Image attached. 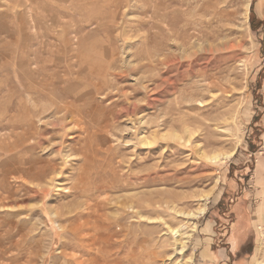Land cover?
Returning a JSON list of instances; mask_svg holds the SVG:
<instances>
[{"label":"rangeland","instance_id":"rangeland-1","mask_svg":"<svg viewBox=\"0 0 264 264\" xmlns=\"http://www.w3.org/2000/svg\"><path fill=\"white\" fill-rule=\"evenodd\" d=\"M210 1L0 0V264H264V0Z\"/></svg>","mask_w":264,"mask_h":264},{"label":"bare ground","instance_id":"bare-ground-1","mask_svg":"<svg viewBox=\"0 0 264 264\" xmlns=\"http://www.w3.org/2000/svg\"><path fill=\"white\" fill-rule=\"evenodd\" d=\"M214 3H216V1L215 0H211L210 2H208L207 3V8H209V9H215L217 6H214L213 4ZM215 14H225V11L223 10V9H220V10H218ZM213 45V44H212ZM221 47V46H220ZM220 50V49H219ZM218 51V45L217 44H214V46H210L209 47V49H208V52H210V53H213V52H217ZM206 52V51H205ZM201 54H203V53H201ZM212 57V56H211ZM202 58V57H201ZM207 58V57H206ZM218 58V57H217ZM205 59V58H204ZM168 61L170 60V59H167ZM185 60V59H184ZM167 61V62H168ZM173 62L175 63V61L173 60ZM213 62V60H211V61H209V62H202V60H200V59H197L196 61H193V62H189L188 64H186V66L185 67H182V66H177L178 67V69L179 70H181V78H179V81H181V83L182 82H185V81H187L190 77H194V76H199V77H204V75L206 74V71L210 68V65H211V63ZM217 62V61H216ZM1 63V62H0ZM169 63L171 64V62L169 61ZM168 65V64H167ZM174 66V65H173ZM173 66H170V67H168V68H170V70L172 71V68H174ZM176 67V66H175ZM175 69V68H174ZM195 69H197V70H195ZM170 72V71H169ZM206 76H207V74H206ZM198 78V77H197ZM205 78V77H204ZM206 78H208V77H206ZM210 78V77H209ZM214 78V77H213ZM191 80V79H190ZM198 80V79H197ZM206 80V79H205ZM199 82H201L200 81V79L198 80ZM204 81V80H203ZM211 81V80H210ZM218 81V80H217ZM216 81V82H217ZM198 83V82H197ZM196 83V84H197ZM195 84V85H196ZM211 86H212V88H215V87H213V86H215V85H213V84H211ZM211 86H209V88L211 89ZM56 88V87H55ZM226 89V88H225ZM191 90V89H190ZM212 90V89H211ZM216 90V89H215ZM218 91H219V89H218ZM58 92V91H57ZM169 92V91H168ZM190 93V92H189ZM223 94H224V92H222ZM35 94V93H34ZM193 94V93H192ZM191 94V95H192ZM194 94H195V92H194ZM162 95V94H161ZM187 95H189L188 94V92H187ZM192 97V96H191ZM193 98V97H192ZM160 99V98H159ZM188 99V98H187ZM186 99V100H187ZM72 100V99H71ZM185 100V99H184ZM217 100V99H216ZM57 101V100H56ZM154 101V100H153ZM156 101H157V99H156ZM189 100H187L185 103L187 104V103H189L188 102ZM191 101V100H190ZM55 102V101H54ZM55 103H57V102H55ZM54 103H52V105H53ZM148 104V103H147ZM152 105V104H151ZM53 107V106H52ZM55 107V111H53L54 112V114L56 115V114H58L56 117V120H54L53 122H57L59 125H62V128H63V125H64V123H65V121H66V116L68 115V114H71L72 113V109H70V107L68 106V105H65V104H62V106H58V105H56V106H54ZM47 109V108H46ZM50 109V108H49ZM25 110H26V107H25ZM35 110V109H34ZM42 110H44V108L42 109ZM51 110V109H50ZM38 111V110H37ZM2 112H4V111H2ZM1 112V113H2ZM19 112V111H18ZM36 112V111H35ZM46 112H48V110L46 111ZM53 112H51V113H53ZM5 113V112H4ZM39 113V112H38ZM43 113H45V112H43ZM8 114V113H7ZM27 114V113H26ZM33 114H34V112H33ZM41 114H42V112H41ZM61 114V115H60ZM11 115V114H10ZM36 115V114H35ZM54 115V116H55ZM39 116H41L40 114H38V117ZM45 116H46V114H45ZM51 116V115H50ZM53 116V115H52ZM13 117V116H12ZM11 116L10 117H8V119H10V118H12ZM35 117V116H34ZM37 117V118H38ZM36 118V119H37ZM40 118V117H39ZM38 118V119H39ZM41 118H43L42 116H41ZM47 118V117H46ZM166 119V118H165ZM11 120V119H10ZM43 121V120H42ZM8 122V121H7ZM30 122V121H29ZM44 122V121H43ZM42 122V123H43ZM9 124V123H8ZM52 124V123H51ZM11 125V124H10ZM45 125V124H44ZM191 123L188 121L187 122V120L186 121H184L182 124H181V136H179L178 134H180V133H178V134H176V133H169V134H165V135H163L162 137L163 138H166V137H168V138H171V140H172V138L174 139V140H172V141H174L175 142V140L177 139V140H180V141H184V142H182V143H184L183 145H185L186 146V144L191 140V138L194 136V131L190 128L191 127ZM2 126H3V124H2ZM55 126V125H54ZM5 127V126H4ZM8 127H10V126H7V128ZM25 127V126H24ZM43 127H46V126H43ZM141 127V126H140ZM7 128H5V129H7ZM70 128V127H69ZM69 128H68V130H69ZM9 130V129H8ZM27 131H29L28 129H26ZM61 130V129H60ZM65 131H66V129H64ZM147 130V129H146ZM36 130H34V132H35ZM24 132H25V129H24ZM33 132V131H32ZM38 132V131H37ZM37 132H35V133H37ZM47 132V131H46ZM59 132H61V131H59ZM58 132V133H59ZM15 133V132H14ZM13 133V134H14ZM22 133V132H21ZM19 134V133H18ZM27 134V133H26ZM39 134H41V132H39ZM57 134V133H56ZM61 134V133H60ZM33 135V134H32ZM55 135V134H54ZM58 135V134H57ZM182 135H184V137L182 136ZM23 136V135H22ZM60 136V135H59ZM40 137V136H39ZM154 137V136H153ZM21 138V137H20ZM31 138H32V136H31ZM34 138L36 139V137H35V134H34ZM155 138V137H154ZM26 139V138H25ZM26 141V140H25ZM40 141V140H39ZM58 142H60V141H58ZM142 142H143V144H146L147 146L148 145H151L152 143H153V141L150 139H148V138H144L143 140H142ZM176 142H178V141H176ZM35 143H36V141H35ZM37 143H39V142H37ZM17 146V145H16ZM35 146H36V144H35ZM14 147V146H13ZM12 148V147H11ZM15 148V147H14ZM176 148V147H175ZM5 148H4V146H3V149L2 150H4ZM13 149V148H12ZM177 149H178V147H177ZM8 150V149H7ZM176 151H178V150H176ZM175 151V152H176ZM201 151V150H200ZM199 151V152H200ZM7 152V151H6ZM8 153V152H7ZM201 153V152H200ZM202 153H204V152H202ZM235 153V149H233L232 151H230V152H228V153H225V154H220V153H216V152H213V154H211L210 153V155H207V156H204V155H202V156H204V157H206L210 162H212V163H216V162H218V161H220V160H227V159H229L231 156H233V154ZM64 155V154H63ZM203 157V158H204ZM202 158V157H201ZM205 159V158H204ZM206 159V160H207ZM30 165V164H29ZM32 166V165H31ZM35 166V165H34ZM51 168H52V166H50ZM37 168H39V167H37ZM42 169H39V172H37V171H35V172H37L36 173V175H38L37 177H36V179H41V178H43L44 177V173H45V171H46V168L45 167H41ZM35 169V168H34ZM55 169V168H54ZM26 171V170H25ZM33 171V170H32ZM34 172V171H33ZM32 172V173H33ZM30 174H31V172H30ZM1 179V178H0ZM2 180V179H1ZM1 182V181H0ZM3 182V181H2ZM2 184V183H1ZM209 196H210V193L209 194H205L204 196H203V198L201 199V201H202V203L200 204V206L195 210V211H188V212H179L178 214H180V215H182V216H184L186 219H191V220H197L199 217H201V216H203L204 214H205V212H206V209H207V202H208V200H209ZM0 199H1V197H0ZM3 199V198H2ZM0 202H1V200H0ZM152 202V201H151ZM3 203V202H2ZM151 203H149V205H150ZM139 203L136 205L137 206V208H139ZM152 206H155V202H152V204H151ZM163 206V204H161V206H159V207H162ZM5 207V206H4ZM132 210H134V211H136V213L139 215L138 217L141 219V218H143V217H145V216H143L141 213H140V211H137L136 210V207L134 206H131L130 207ZM152 209V208H151ZM54 211V210H53ZM97 211V210H96ZM88 213H90V212H88ZM88 213H83V214H88ZM80 214V213H79ZM81 215V214H80ZM85 216V215H84ZM88 216H90V214L88 215ZM81 217V216H80ZM86 217V216H85ZM74 218V217H73ZM78 218V217H77ZM81 218H83V220H84V217H81ZM77 220H79V219H77ZM87 220H90V219H87ZM145 220V219H144ZM147 220V219H146ZM73 221H76V220H73ZM150 221V220H149ZM80 222H82V221H80ZM76 223H78V221L76 222ZM71 224H72V222H71ZM70 224V225H71ZM83 225L85 224V223H82ZM165 224V223H164ZM72 225H74V222H73V224ZM78 225H79V223H78ZM168 226V225H167ZM90 228H91V226H89ZM75 228V227H74ZM74 228H71V230L73 229V230H77L76 228L74 229ZM69 229H70V226H69ZM89 229V228H88ZM87 229V230H88ZM170 229H173V228H170ZM195 230V226H193V228H192V231H194ZM78 233V232H77ZM74 234V233H73ZM73 234H72V236H73ZM79 234V233H78ZM88 234V233H87ZM76 235V234H75ZM80 235V234H79ZM84 236L86 235V234H83ZM77 236H75V238H76ZM80 237H81V235H80ZM89 237H92V236H89ZM93 238V237H92ZM92 238H91V240H92ZM189 238H190V235L189 236H186V237H184V239L186 240V242H181V243H179L180 245V249H179V247H178V251L176 252V249H175V252H176V255L177 254H179L180 252H182V251H184V249L186 248V243L188 242V240H189ZM77 239V241H78V238H76ZM182 239H183V237H182ZM82 240H85V239H83L82 238ZM124 240H125V238H124ZM144 240V239H143ZM142 240V241H143ZM144 241H146V240H144ZM178 241V240H177ZM130 242H131V240H130ZM154 242V241H153ZM80 243H83L82 241H80ZM87 243V242H86ZM124 243V242H123ZM129 243V242H128ZM88 244H89V242H88ZM12 245V244H11ZM81 245H83V244H81ZM129 245H131V243L129 244ZM143 245V244H142ZM149 245V244H148ZM89 246V245H88ZM123 246V245H122ZM130 247V246H129ZM16 248V247H15ZM14 248V249H15ZM91 248V247H90ZM137 248V247H136ZM152 248V247H151ZM155 248V247H154ZM18 249V248H17ZM125 249V248H124ZM138 249V248H137ZM141 249V248H140ZM144 249H145V247H144ZM156 249V248H155ZM9 251H10V249H9ZM125 252V251H124ZM146 252V251H145ZM3 253H5V252H3ZM21 253H23V252H21ZM125 254H126V256H125ZM158 253H155V252H153L152 253V251L150 252V254H148V257H150V258H148L147 257V259L144 257V256H147V253H144V252H142V251H136V250H132L131 248H129V250L128 251H126L125 253H123V259L126 261V263H131V264H155V262L157 261V255ZM160 254V253H159ZM5 255H6V253H5ZM20 255H24V253L23 254H20ZM165 255H166V253H164V255L162 254V259H164V257H165ZM184 255V254H183ZM144 257V258H143ZM159 257H160V255H159ZM161 258V257H160ZM122 259V260H123ZM146 259V260H145ZM189 260H190V262H192V259H191V256H190V258H189ZM125 261H124V263H125ZM124 263H122V264H124Z\"/></svg>","mask_w":264,"mask_h":264},{"label":"trees","instance_id":"trees-1","mask_svg":"<svg viewBox=\"0 0 264 264\" xmlns=\"http://www.w3.org/2000/svg\"><path fill=\"white\" fill-rule=\"evenodd\" d=\"M264 26L263 21H257L255 17H251L250 19V29L252 32H258L260 29H262ZM264 51V48H262Z\"/></svg>","mask_w":264,"mask_h":264}]
</instances>
